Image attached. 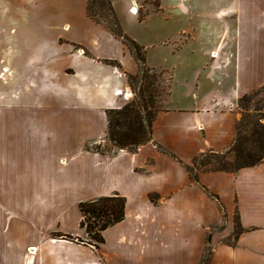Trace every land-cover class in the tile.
<instances>
[{"label":"crops","instance_id":"1","mask_svg":"<svg viewBox=\"0 0 264 264\" xmlns=\"http://www.w3.org/2000/svg\"><path fill=\"white\" fill-rule=\"evenodd\" d=\"M87 2L0 0V196H9L10 206L13 196H24L23 210L36 215L62 209L75 196H92L78 200V209L81 202L123 196L125 220L105 231H118L114 241L121 249L101 254L105 264H201L209 247V264H264V161L237 172L200 171L199 183L185 167L200 154L231 148L241 118L239 99L264 86V0H213L210 11L198 4V18L226 25L209 32L217 41L211 69L194 86L184 84L182 93L171 91L154 119L151 140L135 152L114 146L106 153L94 149L107 141L106 112L127 104L125 73L140 69L129 49L88 17ZM132 7L139 9L138 0ZM180 8L192 11L182 2ZM22 20L33 31L18 29ZM183 35L195 33L186 29ZM242 49L250 84L239 81L225 91L222 77L229 72L222 73ZM257 57L259 71L252 68ZM147 65L164 70L148 59ZM92 132L76 149L75 136ZM17 135L22 144L12 143ZM20 148L18 172L13 151ZM235 217L244 231L234 241ZM38 227L21 233L16 243L0 231V264H37L40 251L39 264H102L93 261L97 249L49 237L67 231ZM30 249H37L33 256Z\"/></svg>","mask_w":264,"mask_h":264},{"label":"rangeland","instance_id":"2","mask_svg":"<svg viewBox=\"0 0 264 264\" xmlns=\"http://www.w3.org/2000/svg\"><path fill=\"white\" fill-rule=\"evenodd\" d=\"M132 2L133 0H115L118 8L116 14L124 32L145 48L149 62L154 66L164 67V70L158 69L155 71L159 76L160 85L165 89L161 92L158 99L162 108H166L169 98L167 92L175 91L174 93L177 92V94L182 93V86L184 84L189 83L194 86L199 74H202L206 68L207 71L211 69L210 67H212L213 61L210 51L217 46V41L213 40L209 32L218 30L221 27L224 28L226 25L224 26V24L220 22H215L210 16L207 19L198 18L196 16L195 11L198 4L200 7L201 3H203L205 5L204 10L210 11L212 9L213 0H187L186 2L182 0H138L139 9L137 10L136 7H132L137 11L134 14L131 11L132 8L129 10ZM181 2L185 4L186 7L191 8L192 11L190 15L181 10ZM199 7L198 10H202ZM18 15L19 17L28 16L29 12H27V14L19 12ZM21 26H24L28 31H33L31 24L24 20L18 23V29ZM186 29L193 30L195 36L193 38L184 36L183 33H185ZM244 55L245 51L242 49V56L236 57L235 62L229 66V71L225 70L226 72L222 73L226 75L227 72H229L227 78L222 77L225 91L232 90L233 86L235 87L236 84L238 85L239 81L244 87L250 84L248 74L250 73L251 67L247 66L246 63L244 65L247 59L245 57L243 59ZM254 59L257 60L255 63L253 62L252 68L255 71H259V68L261 69L259 58L257 57ZM239 60H241V62H239ZM236 69H239V71L237 72ZM236 73L240 74V78L235 77ZM216 79L218 80V78ZM211 83L215 84V87L219 85L216 81H212ZM141 84L142 83L137 80L132 81L131 86L129 85L127 93L131 94L129 98L126 99L127 104L137 99V91ZM213 84L212 86H214ZM261 97L262 96L256 100H259ZM256 103L257 102L253 104V108ZM1 111L4 113V106ZM240 112L242 115L241 109ZM94 129L95 128H93V130ZM88 135L91 137L94 135V132L91 134H77L75 136L76 149L80 147L83 140L89 139ZM13 141L22 144V139L19 135L14 136L12 143H14ZM13 146L15 148L20 147L18 144H14ZM97 147H100L103 151L109 152L114 145L107 139L105 143H102L100 146L97 145ZM20 150L21 148L19 152L13 151V153L16 154V158H18L16 164L17 169L24 158ZM233 156V154H230L229 158L231 159ZM196 166L198 168L200 167L199 164H196ZM18 172H20L19 169ZM17 185L16 187H18ZM3 186L4 185H2V187ZM2 189L4 194L5 187ZM17 189L20 191L19 188H16V190ZM90 197L92 196H75L74 200L72 199L70 203L62 209L51 212L50 214L45 213L36 215V213L27 214V212L23 210L21 204L24 201V196H13V206L9 205V196H0V231H4L6 236L5 240L9 243L18 242L17 236L21 233L24 235L26 232L38 231L40 229L38 226L42 224L55 231H67L68 233H51L49 237L55 240L66 241L80 247H87L93 251L97 249L95 252H92L93 254L96 253L94 254L95 256H92L93 261H100L102 264H105L101 254L104 257L106 254L113 256L117 254L118 251L120 252L119 249L121 248L118 247L117 243L114 241V238L118 235V231L110 230L105 232L106 244L101 246L96 244L95 240L87 235L85 229L81 228V214L76 203L80 199L85 200ZM36 250L37 249H35V252ZM124 251L128 252L130 255L134 254V249L130 247H125ZM35 252L32 254L29 250V254L32 256ZM206 254L207 251L205 255ZM75 255L73 256V254H70V256L77 257V259L84 258ZM42 259L43 256L40 251L37 264H39ZM12 264H14V262H12Z\"/></svg>","mask_w":264,"mask_h":264},{"label":"trees","instance_id":"3","mask_svg":"<svg viewBox=\"0 0 264 264\" xmlns=\"http://www.w3.org/2000/svg\"><path fill=\"white\" fill-rule=\"evenodd\" d=\"M86 11L91 20L106 28L129 49L139 65L140 71L137 75L125 73L130 86L132 81L138 80L142 83L137 91V99L120 109H109L106 112L107 139L119 149L135 152L140 145L152 139L154 119L163 109L158 97L165 89L160 85L156 71L147 65L145 48L124 32L111 0H88ZM105 62L121 68L117 61ZM167 93L170 96L171 91ZM260 96L262 97L256 100ZM255 102L257 103L253 108ZM238 106L242 115L237 123V132L231 148L223 153L210 151L200 154L193 159L192 165H185L193 182L199 183L200 171L237 172L264 161V86L243 95ZM94 149L100 153L108 152L100 147ZM230 154L234 155L231 159ZM196 164L200 167L198 168ZM209 195L219 200L217 195L211 193ZM125 208L126 199L119 194L81 202L80 226L96 244L101 245L105 243L104 232L125 220ZM220 208L223 209L221 205ZM243 231L238 217H235L234 241ZM211 253L209 247L201 264L210 263Z\"/></svg>","mask_w":264,"mask_h":264},{"label":"bare ground","instance_id":"4","mask_svg":"<svg viewBox=\"0 0 264 264\" xmlns=\"http://www.w3.org/2000/svg\"><path fill=\"white\" fill-rule=\"evenodd\" d=\"M131 11L133 14L137 12L134 8H132ZM30 252L33 254L35 252V249H30Z\"/></svg>","mask_w":264,"mask_h":264},{"label":"built area","instance_id":"5","mask_svg":"<svg viewBox=\"0 0 264 264\" xmlns=\"http://www.w3.org/2000/svg\"><path fill=\"white\" fill-rule=\"evenodd\" d=\"M130 94H131V93H127V92H126V93L124 94V97H125L126 99H128Z\"/></svg>","mask_w":264,"mask_h":264}]
</instances>
